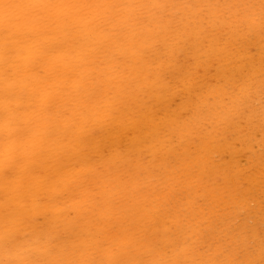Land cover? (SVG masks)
<instances>
[{"label":"rangeland","instance_id":"1","mask_svg":"<svg viewBox=\"0 0 264 264\" xmlns=\"http://www.w3.org/2000/svg\"><path fill=\"white\" fill-rule=\"evenodd\" d=\"M99 1L0 0V264H264V0Z\"/></svg>","mask_w":264,"mask_h":264},{"label":"bare ground","instance_id":"2","mask_svg":"<svg viewBox=\"0 0 264 264\" xmlns=\"http://www.w3.org/2000/svg\"><path fill=\"white\" fill-rule=\"evenodd\" d=\"M44 1V0H43ZM99 1V0H98ZM100 2V1H99ZM51 3V2H50ZM53 4H55V3H53ZM7 5V4H6ZM5 5V6H6ZM51 6V5H50ZM47 7V6H46ZM36 8V7H35ZM59 9V8H58ZM25 10V9H24ZM27 12V11H26ZM38 13H39V11H38ZM56 13H57V11H56ZM62 14H64V13H62ZM61 14V15H62ZM52 15H54V14H52ZM70 15V14H69ZM56 16V15H55ZM58 16V15H57ZM56 16V17H57ZM65 16V15H64ZM25 17V16H24ZM77 17V16H76ZM21 18V17H20ZM27 18V17H26ZM47 18V17H46ZM60 18H61V16H60ZM65 18V17H64ZM56 19V18H55ZM57 19H59L58 17H57ZM26 20V19H25ZM245 20V19H244ZM66 21V20H65ZM45 22V21H44ZM48 22V21H47ZM59 22V21H58ZM18 25V24H17ZM45 25V24H44ZM156 25V24H155ZM25 26V25H24ZM38 26V25H37ZM50 26H52V25H50ZM29 27V26H28ZM35 28V27H34ZM187 28V27H186ZM17 29V28H16ZM56 29V28H55ZM28 31V30H27ZM58 31V30H57ZM70 31V30H69ZM92 31V30H91ZM263 32H264V30H263ZM58 33V32H57ZM63 33H64V31H63ZM219 33V32H218ZM55 34V33H54ZM74 34V33H73ZM190 36V35H189ZM42 37V36H41ZM28 38V37H27ZM40 39V38H39ZM32 40V39H31ZM33 41V40H32ZM38 41H40V40H38ZM37 41V42H38ZM58 42V41H57ZM70 43V42H69ZM22 44V43H21ZM226 44V43H225ZM27 47V46H26ZM41 47V46H40ZM60 47V46H59ZM33 48V47H32ZM65 48V47H64ZM233 49V48H232ZM32 50V49H31ZM38 50V49H37ZM61 50H63V49H61ZM59 53H63V51H61V52H59ZM237 53V52H236ZM5 54V53H4ZM7 54V53H6ZM12 54V53H11ZM10 54V55H11ZM64 54V53H63ZM9 55V54H8ZM9 55V56H10ZM58 55V54H57ZM31 56V55H30ZM33 56V55H32ZM31 56V57H32ZM48 56V55H47ZM59 56V55H58ZM9 58V57H8ZM60 58V57H59ZM75 58V57H74ZM52 59V58H51ZM60 60V59H59ZM73 60V59H72ZM12 61V60H11ZM56 62V61H55ZM25 63V62H24ZM31 63H32V61H31ZM77 63V62H76ZM57 64V63H56ZM62 64V63H61ZM75 64V63H74ZM235 64V63H234ZM51 65V64H50ZM55 65V64H54ZM21 66H22V64H21ZM58 66H59V64H58ZM20 67V66H19ZM42 67V66H41ZM47 67V66H46ZM62 67V66H61ZM64 67V66H63ZM30 68V67H29ZM66 68V67H65ZM68 68H70V67H68ZM22 69V68H21ZM43 69V68H42ZM57 69V68H56ZM60 69V68H59ZM73 69H75V68H73ZM7 70V69H6ZM41 70V69H40ZM58 70V69H57ZM22 71V70H21ZM63 71V70H62ZM74 72H75V70H73ZM83 71V70H82ZM59 72H61V71H59ZM73 72V73H74ZM64 73H65V71H64ZM262 73V72H261ZM34 74H36V73H34ZM38 74V73H37ZM50 74V73H49ZM51 74H52V72H51ZM53 74H55V73H53ZM66 74V73H65ZM69 74V73H68ZM23 75V74H22ZM70 75V74H69ZM206 75V74H205ZM217 75V74H216ZM75 76V75H74ZM41 77V76H40ZM54 78V77H53ZM57 78H58V76H57ZM64 78V77H63ZM62 78V79H63ZM73 78V77H72ZM71 79V77L69 78V80ZM81 79V78H80ZM59 79H57L56 81H58ZM28 81V80H27ZM42 81V80H41ZM55 81H53V83H54ZM59 82V81H58ZM61 82V81H60ZM33 83H35V82H33ZM64 83H65V81L63 82V85H64ZM72 83V82H71ZM70 85V84H69ZM75 85V84H74ZM67 86V85H66ZM78 86V85H77ZM84 86V85H83ZM82 86V87H83ZM54 88V87H53ZM42 89V88H41ZM66 89V88H65ZM64 89V90H65ZM61 90V89H60ZM8 91V90H7ZM85 90H83V92H84ZM82 92V93H83ZM16 93V92H15ZM57 93V92H56ZM13 94V93H12ZM252 94V93H251ZM58 95V94H57ZM37 96H38V94H37ZM60 96V95H59ZM69 97V96H68ZM51 98H53V97H51ZM57 98H58V96H57ZM218 98V97H217ZM56 99V98H55ZM59 99V98H58ZM251 100H252V98H251ZM37 101V100H36ZM245 107V106H244ZM77 109V108H76ZM125 109V108H124ZM221 109H222V107H221ZM74 110V109H73ZM95 110V109H94ZM98 110V109H97ZM100 113V112H99ZM258 113V112H257ZM72 114H74V113H72ZM46 115V114H45ZM91 116V115H90ZM199 116V115H198ZM78 117V116H77ZM80 118V117H79ZM148 118V117H147ZM93 119V118H92ZM80 121V120H79ZM112 122V121H111ZM150 123V122H149ZM77 124V123H76ZM75 125V124H74ZM150 125H152V124H150ZM146 127V126H145ZM154 128H156L155 126H154ZM49 129V128H48ZM142 129H144V128H142ZM146 129H148V128H146ZM187 129V128H186ZM152 130V129H151ZM151 130H150V132H151ZM159 130V129H158ZM188 130V129H187ZM145 131H147V130H145ZM144 131V132H145ZM189 131V130H188ZM262 131V130H261ZM182 132V131H181ZM44 133V132H43ZM141 133V132H140ZM146 133V132H145ZM186 133V132H185ZM24 134H25V132H24ZM30 134V133H29ZM152 134V133H151ZM195 134V133H194ZM140 135V134H139ZM162 135V134H161ZM251 135V134H250ZM151 136V135H150ZM168 136V135H167ZM155 137V136H154ZM168 137H170V136H168ZM243 137V136H242ZM247 137H249V136H247ZM147 138V137H146ZM160 138V137H159ZM158 138V139H159ZM138 139H140V138H138ZM162 139H159V141H161ZM12 141V140H11ZM150 141V140H149ZM148 141V142H149ZM247 141V140H246ZM154 142V141H153ZM163 142H164V140H163ZM121 143V142H120ZM165 143V142H164ZM143 144H145V142L143 143ZM152 144V143H151ZM148 145V144H147ZM45 147V146H44ZM79 147V146H78ZM146 147V146H145ZM20 148V147H19ZM28 152V151H27ZM32 158V157H31ZM129 163V162H128ZM23 164V163H22ZM121 168V167H120ZM106 170V169H105ZM110 174H111V172H110ZM25 175V174H24ZM24 177V176H23ZM136 178V177H135ZM24 182H25V180H24ZM21 183H23L22 182V180H21ZM20 183V184H21ZM184 186V185H183ZM199 190V189H198ZM132 191V190H131ZM184 191V190H183ZM19 193H20V191H19ZM15 194V193H14ZM21 195V194H20ZM181 199V198H180ZM199 201V200H198ZM168 202V201H167ZM168 204V203H167ZM183 205V204H182ZM213 206V205H212ZM186 208V207H185ZM1 211H2V209H1ZM167 211V210H166ZM71 213V212H70ZM190 213V212H189ZM199 215V214H198ZM213 215V214H212ZM39 219V218H38ZM235 222V221H234ZM216 224V223H215ZM247 240H248V238H247ZM264 242V241H263ZM46 264V263H45Z\"/></svg>","mask_w":264,"mask_h":264}]
</instances>
